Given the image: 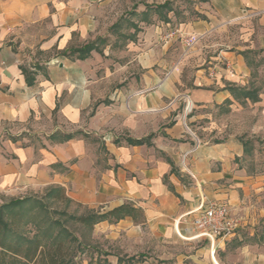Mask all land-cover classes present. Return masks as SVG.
Listing matches in <instances>:
<instances>
[{
  "label": "crops",
  "instance_id": "0c3cea01",
  "mask_svg": "<svg viewBox=\"0 0 264 264\" xmlns=\"http://www.w3.org/2000/svg\"><path fill=\"white\" fill-rule=\"evenodd\" d=\"M198 1L202 17L182 24L178 34L205 41L242 25L243 41L227 49H214L220 43L213 42L212 55H198L199 64L190 56L178 63L169 52L173 34L164 84L149 70L132 78L131 95L123 87L106 99L102 92L116 78L110 69L98 75L108 67L92 63L99 53L83 61L35 57L69 52L76 37L84 41L80 47L90 43L85 11L91 0H0V136H12L0 152V193L21 199L61 187L87 212L139 210L95 225L94 249L104 264H125L124 257L141 253L167 264H264V239L237 248L229 245L236 233L209 240L196 235L191 213L207 199L228 204L240 219L238 230L264 218L261 198L251 205L242 198L264 188V168L248 163L264 149V0ZM22 67L35 74L34 85ZM213 68L222 74L211 77ZM42 119L49 128L39 133L43 145L24 144L27 125L40 128ZM128 139L146 142L134 146Z\"/></svg>",
  "mask_w": 264,
  "mask_h": 264
},
{
  "label": "rangeland",
  "instance_id": "374dc122",
  "mask_svg": "<svg viewBox=\"0 0 264 264\" xmlns=\"http://www.w3.org/2000/svg\"><path fill=\"white\" fill-rule=\"evenodd\" d=\"M166 1L171 2L174 11L169 13L163 11V15H159L153 7ZM198 7V0H91L90 8L85 11L86 22L90 21L89 26L91 29V38L87 41L106 40L105 44L99 43L100 48L104 50V54H98L92 63L94 66L99 67L108 66L98 71L99 76L105 70L109 73L110 69L116 78L113 79L111 76L112 80L108 83V88L102 92V95L109 99V97L114 96L116 89L122 90L123 87L124 94L131 95L129 85L132 78L137 77L140 80L149 70H153L159 76V85L164 84L171 76V71H167V40H169L167 36L172 33L178 34L181 31L182 24L201 18L202 15L199 13ZM165 16H167V20H165ZM115 24H118V26L113 29L112 27ZM241 28L242 25H231L229 31H221L215 37L208 38L205 41H199L200 38L197 36L183 37L179 33L174 38L175 40L169 48L171 49L169 52H172L176 59H179L178 63L184 56H190L191 60H196L194 63L199 64L200 62L197 61L198 55L211 56L212 52L210 51L212 48L227 49L239 45L237 41L242 42L244 35ZM213 42H219L220 45L211 48ZM83 43L84 41L76 37L71 47H80ZM57 55L61 57L60 59L64 58L62 52L57 50L47 54L37 53L35 57L40 62H46ZM117 67L118 72H115ZM190 69L193 70L194 68L190 67ZM188 78L190 79L191 76L186 70L182 79L186 81ZM208 111L210 113L217 112L218 108H210ZM190 113L192 112L189 111ZM46 121L47 119L40 121V128H32V124L27 125L30 132H24L21 137L27 138L29 142H24V144H33L37 149L43 145L39 133L44 129L49 130L46 127ZM53 124H59L58 113L53 114ZM190 125L195 132L200 126L199 122L195 121ZM63 127L65 131L68 128L65 124H63ZM8 138H12L11 133H3L0 136V152L5 149L3 143ZM256 139V137L253 138V140ZM248 161L250 164L252 161L254 164L256 163L257 168L262 171L264 168V149L260 150L259 153H254L252 157L248 158ZM47 191L33 197L42 199L48 210L43 207L30 209L31 205H26L23 220L25 223L22 227L23 234L28 237L38 234L43 243L50 247L62 242L69 251L70 264H104V259L101 257L102 252L94 249L93 231L79 224L76 218H69L66 214H63L67 213L79 217L85 215L87 209L76 204L67 205L46 199L44 196ZM243 196L242 194L243 200L247 199L246 203L249 205H251L249 202L253 199L261 198V201L258 202V212H260V209L264 210V188L254 191V198L250 196L244 198ZM13 198L15 197L12 195L0 193V205L8 203ZM248 210L249 207L245 210L238 209L239 212ZM55 220L58 221L57 224L52 223ZM262 227H264V218L259 220L256 225L248 224L236 231V235L231 239L229 245L237 248L263 240L264 228ZM123 259L125 264H167V260H161L162 257L148 253H141L130 259L124 257Z\"/></svg>",
  "mask_w": 264,
  "mask_h": 264
},
{
  "label": "trees",
  "instance_id": "16d2710c",
  "mask_svg": "<svg viewBox=\"0 0 264 264\" xmlns=\"http://www.w3.org/2000/svg\"><path fill=\"white\" fill-rule=\"evenodd\" d=\"M153 8L159 15H163V11H167V13L174 11L170 1ZM164 18L167 20V16ZM117 26L118 24H115L112 28L115 29ZM99 43L105 44L106 40L97 39L82 47L72 48L69 52L62 53V55L83 61L88 59L92 52L103 54V49L100 48ZM21 70L28 86L34 85L35 74L25 67H22ZM56 136L57 134H54L50 138L54 140ZM71 138L70 135H63L62 140L69 141ZM145 142V140L128 139V143L134 146L143 145ZM44 197L67 205L72 203L67 197L65 190L61 187L50 189ZM26 205H31L30 209L43 207L48 210L43 200L36 197L12 199L8 203L0 205V264H70L69 251L62 242L50 247L43 243L38 234L33 237L23 234L22 227L25 223L23 220ZM63 214H66L69 218H76L79 224L93 231L95 225L101 222L117 223L126 217H134L135 214L140 215V211L124 205L107 213L90 210L79 217H74L67 213ZM57 222L55 220L52 223L57 224Z\"/></svg>",
  "mask_w": 264,
  "mask_h": 264
},
{
  "label": "built area",
  "instance_id": "2783aa9c",
  "mask_svg": "<svg viewBox=\"0 0 264 264\" xmlns=\"http://www.w3.org/2000/svg\"><path fill=\"white\" fill-rule=\"evenodd\" d=\"M173 34H169L167 38ZM221 74L222 70L218 68H213L210 72L211 77L214 78ZM191 213L194 214L192 226L196 235L212 241L232 236L240 228V219L231 207L217 200L204 199Z\"/></svg>",
  "mask_w": 264,
  "mask_h": 264
}]
</instances>
